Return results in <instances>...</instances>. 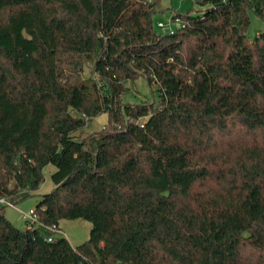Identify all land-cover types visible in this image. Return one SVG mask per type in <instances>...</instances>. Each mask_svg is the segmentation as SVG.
I'll use <instances>...</instances> for the list:
<instances>
[{
    "label": "trees",
    "instance_id": "obj_1",
    "mask_svg": "<svg viewBox=\"0 0 264 264\" xmlns=\"http://www.w3.org/2000/svg\"><path fill=\"white\" fill-rule=\"evenodd\" d=\"M148 1L0 0V198L56 168L37 224L0 206V264H264V0H199L169 35ZM140 77L157 98L125 102Z\"/></svg>",
    "mask_w": 264,
    "mask_h": 264
},
{
    "label": "rangeland",
    "instance_id": "obj_2",
    "mask_svg": "<svg viewBox=\"0 0 264 264\" xmlns=\"http://www.w3.org/2000/svg\"><path fill=\"white\" fill-rule=\"evenodd\" d=\"M199 0H149L152 8L155 9V13L152 16L153 25L156 31L159 33L157 23L160 20H167L173 13H179L185 15L188 11H192L194 14H202L205 7L199 4ZM201 1V0H200ZM150 6V9H152ZM251 27L248 34L253 38L259 31H264V21L256 17L253 13L250 14ZM87 73L85 76L87 77ZM154 98H157V94H153L151 87L144 77H140L135 82V87L132 86L130 93L126 95L124 101L130 104H138L143 102H153ZM107 121V114L93 118L88 128L83 132L77 134L79 138L88 137L89 134L94 132H101L104 130ZM56 171L55 166L49 165L44 168L43 174L45 175V181L39 187L37 192H34L31 197L23 199V201L17 202L14 207L6 206L5 216L6 218L17 228L24 230L26 227V220L23 219L22 213H29L30 209H35L39 203L41 196L49 194L54 191L55 185L52 181V175ZM61 228L63 235L70 244L75 248L76 246L89 240L93 224L83 219L62 220Z\"/></svg>",
    "mask_w": 264,
    "mask_h": 264
},
{
    "label": "built area",
    "instance_id": "obj_3",
    "mask_svg": "<svg viewBox=\"0 0 264 264\" xmlns=\"http://www.w3.org/2000/svg\"><path fill=\"white\" fill-rule=\"evenodd\" d=\"M186 25H187V21H185L179 15V13L173 12L167 20H164V21L160 20L157 23V28L160 34L169 35V34L175 33L178 29H184ZM0 206L14 207V204L7 198L6 199L0 198ZM22 216H23V219H25L26 222H28L30 226L38 223V217L36 215L35 209H31L29 213L23 212ZM50 230L53 232L57 231L55 227H52ZM48 241L52 242L53 240L51 237H49Z\"/></svg>",
    "mask_w": 264,
    "mask_h": 264
},
{
    "label": "crops",
    "instance_id": "obj_4",
    "mask_svg": "<svg viewBox=\"0 0 264 264\" xmlns=\"http://www.w3.org/2000/svg\"><path fill=\"white\" fill-rule=\"evenodd\" d=\"M31 210V209H30ZM60 228H61V224H60ZM61 231H62V228H61ZM62 233H63V231H62Z\"/></svg>",
    "mask_w": 264,
    "mask_h": 264
},
{
    "label": "water",
    "instance_id": "obj_5",
    "mask_svg": "<svg viewBox=\"0 0 264 264\" xmlns=\"http://www.w3.org/2000/svg\"><path fill=\"white\" fill-rule=\"evenodd\" d=\"M153 6V5H152ZM152 6H151V8H152Z\"/></svg>",
    "mask_w": 264,
    "mask_h": 264
}]
</instances>
